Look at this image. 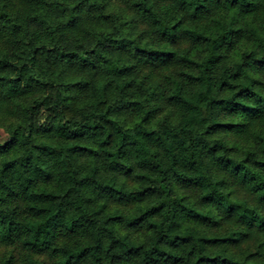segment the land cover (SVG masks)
<instances>
[{
	"label": "trees",
	"instance_id": "obj_1",
	"mask_svg": "<svg viewBox=\"0 0 264 264\" xmlns=\"http://www.w3.org/2000/svg\"><path fill=\"white\" fill-rule=\"evenodd\" d=\"M0 121V264H264V0H0Z\"/></svg>",
	"mask_w": 264,
	"mask_h": 264
},
{
	"label": "clouds",
	"instance_id": "obj_2",
	"mask_svg": "<svg viewBox=\"0 0 264 264\" xmlns=\"http://www.w3.org/2000/svg\"><path fill=\"white\" fill-rule=\"evenodd\" d=\"M101 4L103 5V11L106 13V14H113L116 12V5L119 3V0H100ZM121 21H116V23H120ZM124 23H126V21H123ZM137 35H139V33H137ZM145 43L147 44V41H145ZM149 60H153V59H158L157 57H152V56H149L148 57ZM44 98V94H39L38 96H35V97H30L29 99L30 100H36L37 102H39V100L43 99ZM5 107H7L5 105ZM139 122V121H137ZM0 123H2V121H0ZM20 123V120H17V124ZM137 175H141L142 173H139L137 172L136 173ZM109 179H112L111 175H109ZM116 181L119 182L121 185H125V186H128V185H131L133 188L135 187V184L128 178L127 175H125L123 173V171H121L120 175L116 177ZM145 205L144 204H141V205H136L133 207V210L135 207H144ZM220 243H223V244H227L228 242L227 241H224V242H220ZM4 252V249L3 247H0V253H3ZM8 252H9V255H11L12 253V250L11 249H8ZM5 260L8 259L7 256L4 257Z\"/></svg>",
	"mask_w": 264,
	"mask_h": 264
},
{
	"label": "rangeland",
	"instance_id": "obj_3",
	"mask_svg": "<svg viewBox=\"0 0 264 264\" xmlns=\"http://www.w3.org/2000/svg\"><path fill=\"white\" fill-rule=\"evenodd\" d=\"M7 138L6 133L0 129V144Z\"/></svg>",
	"mask_w": 264,
	"mask_h": 264
}]
</instances>
